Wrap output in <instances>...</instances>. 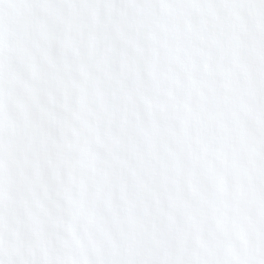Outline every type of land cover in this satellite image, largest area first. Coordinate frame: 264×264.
<instances>
[{
    "label": "clouds",
    "instance_id": "obj_1",
    "mask_svg": "<svg viewBox=\"0 0 264 264\" xmlns=\"http://www.w3.org/2000/svg\"><path fill=\"white\" fill-rule=\"evenodd\" d=\"M0 264H264V0H0Z\"/></svg>",
    "mask_w": 264,
    "mask_h": 264
}]
</instances>
